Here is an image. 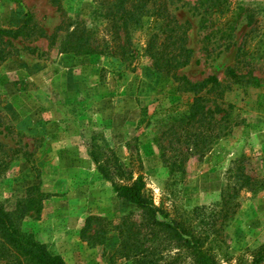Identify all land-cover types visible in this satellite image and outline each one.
Masks as SVG:
<instances>
[{"label": "rangeland", "instance_id": "1", "mask_svg": "<svg viewBox=\"0 0 264 264\" xmlns=\"http://www.w3.org/2000/svg\"><path fill=\"white\" fill-rule=\"evenodd\" d=\"M168 4L190 24L191 58L178 73L218 84L183 90L156 71L145 51L148 19L131 29L126 56L82 54L60 49L62 33L50 43L63 17L58 3L0 0V204L66 264H132L112 262L117 231L96 246L81 237L88 216L117 223L139 212L99 172L94 144L113 150L126 174H142L169 218L204 228L220 264H243L264 242V0ZM60 6L107 39L100 0ZM181 156V169L167 165ZM34 185L48 194L39 213L27 206Z\"/></svg>", "mask_w": 264, "mask_h": 264}, {"label": "trees", "instance_id": "2", "mask_svg": "<svg viewBox=\"0 0 264 264\" xmlns=\"http://www.w3.org/2000/svg\"><path fill=\"white\" fill-rule=\"evenodd\" d=\"M60 1L52 0L59 4L63 17L56 31L49 36L53 44L59 33L63 34L60 49L124 57L132 51L131 29L141 27L144 19H148L152 21V26L148 28L145 51L156 71L171 76L183 90L194 91L208 82L218 84L214 76L202 82H191L178 73L191 58L192 50L188 47L190 24L188 21L179 22L168 7V0H100L107 21V39L97 37L83 20L70 18L60 6ZM251 17L249 24L252 23ZM26 26L27 23L22 28ZM254 30L253 26L250 32ZM228 72L236 82L241 81L234 67H229ZM250 79L259 80L256 76ZM200 110V102L196 100L191 106L190 117L195 118ZM198 135L197 138L200 137ZM194 142L198 144V141ZM161 149H164L162 156L167 161L166 148L162 146ZM92 157L99 172L112 182L118 196L134 204L139 212L126 214L117 223L106 217L88 216L81 229L83 240L92 246L101 245L105 243L110 231H117L119 244L111 256L112 262L116 258H125L132 264H178L181 257H187L192 264H220L206 230L184 216L169 218L168 212L155 204L142 174L135 177L132 173L126 174L116 153L97 144H94ZM183 161L182 156L178 160L172 158L167 165H171V169H181ZM28 191L27 206L35 207L39 213L42 200L48 194L35 185L30 186ZM0 264L66 263L59 255L51 252L45 243L21 230L12 214L0 204ZM243 264H264V242L253 252L251 259Z\"/></svg>", "mask_w": 264, "mask_h": 264}]
</instances>
